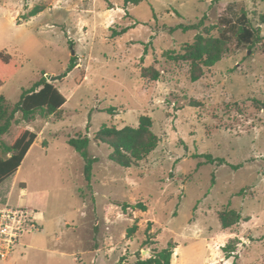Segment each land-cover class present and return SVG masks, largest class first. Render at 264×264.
Wrapping results in <instances>:
<instances>
[{"label": "rangeland", "instance_id": "obj_1", "mask_svg": "<svg viewBox=\"0 0 264 264\" xmlns=\"http://www.w3.org/2000/svg\"><path fill=\"white\" fill-rule=\"evenodd\" d=\"M35 7L42 9L29 18ZM242 14L264 38L261 0H145L126 8L124 0H0V51L19 63L1 94L17 103L50 76L66 99L47 118L16 114L1 138L9 145L20 129L37 135L18 172L0 184V209L27 207L41 219L0 264H133L168 243L171 264H264V41L238 44ZM200 22L198 30L178 28ZM199 33L222 36L225 54L192 82L189 63L169 56ZM74 56L76 67L63 76ZM143 68L159 79L142 78ZM141 116L152 120L157 148L119 167L94 135L102 125L137 127ZM84 136L98 159L89 184L67 143ZM124 203L147 211L124 213ZM223 210L249 221L223 230ZM229 243L235 249L227 256Z\"/></svg>", "mask_w": 264, "mask_h": 264}, {"label": "trees", "instance_id": "obj_2", "mask_svg": "<svg viewBox=\"0 0 264 264\" xmlns=\"http://www.w3.org/2000/svg\"><path fill=\"white\" fill-rule=\"evenodd\" d=\"M143 1L145 0H124V8L128 5H138ZM261 1L264 2V0ZM41 9L42 7L33 8L29 12L28 17L35 16ZM236 21L237 28L235 35L239 45H247L248 48H253L256 44L264 41L259 31L250 26L244 14L238 17ZM200 26L201 22L193 25L179 26L178 28L187 31L198 30ZM173 30L176 29H171L170 31ZM123 32H125V29L117 32L116 35L122 34ZM225 42L226 40L222 36L214 38L199 33L194 37L192 43L184 45L182 53L171 54L169 57L175 61L189 63L190 79L192 82H196L201 79L203 69L213 67L224 58ZM76 59L77 57H72L67 71L63 76L76 67ZM18 69L19 63L16 58L6 50L0 51V89L5 81L13 76ZM141 77L147 78L150 81H157L159 79V72L153 68H143ZM65 102V97L51 83L47 82L44 77L36 82L29 90L23 91L17 103L8 104L0 92V184L18 172L26 154L37 138L35 133L27 129H20L9 145L2 141L1 138L8 133L15 120V115L20 114L21 119L25 122L33 120L36 115L47 118L57 114ZM197 104L196 101L190 103V105ZM111 112L109 110V113ZM151 128L152 120L150 117L141 116L137 127L125 126L118 129L114 126L108 127L102 125L95 133L93 139L95 142L109 147L111 152L108 159L111 162L122 168H130L156 150L159 140L152 133ZM67 143L82 158L83 177L85 182L89 184L93 177V166L98 161L97 158L89 156L87 152L90 139L86 136L70 138ZM42 144L43 146L46 145L45 143ZM210 162L214 161L211 160ZM216 163L221 165L225 161L218 159ZM127 208L137 209L142 212L147 211L146 206L142 203H136L135 205L124 203L121 205V210L124 213ZM218 219L223 230L236 226L241 221H249L247 218L243 219L235 210L220 211L218 213ZM149 226L150 224H148L146 231H149ZM136 230L137 226L132 225L127 230L126 238H130ZM174 249L175 246L172 243H168L166 248L158 251L149 258H139L133 264H171ZM234 249L233 243H229L222 248V251L227 256H230L234 252ZM123 260L124 258L120 260V263H123Z\"/></svg>", "mask_w": 264, "mask_h": 264}, {"label": "built area", "instance_id": "obj_3", "mask_svg": "<svg viewBox=\"0 0 264 264\" xmlns=\"http://www.w3.org/2000/svg\"><path fill=\"white\" fill-rule=\"evenodd\" d=\"M39 229L37 212L27 207L0 209V260L8 259L21 237Z\"/></svg>", "mask_w": 264, "mask_h": 264}, {"label": "water", "instance_id": "obj_4", "mask_svg": "<svg viewBox=\"0 0 264 264\" xmlns=\"http://www.w3.org/2000/svg\"><path fill=\"white\" fill-rule=\"evenodd\" d=\"M59 79V77H50V76H47V80L49 81V82H54V81H56V80H58Z\"/></svg>", "mask_w": 264, "mask_h": 264}, {"label": "crops", "instance_id": "obj_5", "mask_svg": "<svg viewBox=\"0 0 264 264\" xmlns=\"http://www.w3.org/2000/svg\"><path fill=\"white\" fill-rule=\"evenodd\" d=\"M29 152V151H28ZM26 156H27V154H26ZM25 156V157H26ZM25 159V158H24ZM21 189H24V188H21ZM38 219H41V214H38Z\"/></svg>", "mask_w": 264, "mask_h": 264}, {"label": "bare ground", "instance_id": "obj_6", "mask_svg": "<svg viewBox=\"0 0 264 264\" xmlns=\"http://www.w3.org/2000/svg\"><path fill=\"white\" fill-rule=\"evenodd\" d=\"M30 150V149H29ZM37 218H38V216H37Z\"/></svg>", "mask_w": 264, "mask_h": 264}]
</instances>
